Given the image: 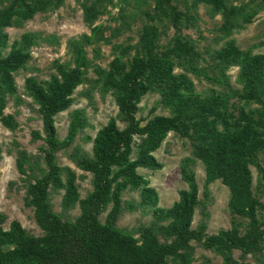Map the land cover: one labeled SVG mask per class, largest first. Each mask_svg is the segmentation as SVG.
<instances>
[{
  "label": "trees",
  "instance_id": "trees-1",
  "mask_svg": "<svg viewBox=\"0 0 264 264\" xmlns=\"http://www.w3.org/2000/svg\"><path fill=\"white\" fill-rule=\"evenodd\" d=\"M64 1L0 0V121L9 129L16 126V121L4 113V108L9 97L20 102L15 74L30 60V48L37 44V36L24 32L8 44L4 29L20 26L39 11L57 9ZM151 1L153 13L143 11L151 21L143 24L136 43L115 46L116 54L107 67H94L95 82L101 93L112 97L117 118L124 127L118 126L116 118H109L93 138L88 137L92 142L91 155L77 151L71 154L78 168L91 173L92 189L83 198L76 185V173L59 165L56 153L72 144L87 119L81 110H75L66 135L59 139L55 116L72 105L74 90L84 82L90 66L85 45L107 41L102 27L93 25V21L102 12L99 5L112 0H78L90 34L68 41L71 60L54 61L47 79H24V92L37 105L42 124V134L32 132L33 139L42 140V156L20 151L15 163L24 175V205L32 209L42 234H29L17 220L4 229L6 217L0 212V264H190L195 251L192 240L220 255L223 264H252L234 258V250H240L242 255L263 252L264 221L258 214L263 204L253 190L250 165L264 182V169L257 158L258 153L264 156V53L241 50L234 39H229L211 54L220 73L231 66L238 67L240 89L236 97L244 103H255L256 107L232 106L224 92L211 90L201 94L185 72L174 73L176 65L195 70L200 58L191 40L180 31L181 14L171 0ZM254 1L233 5L227 0H193V4L204 3L213 14L222 16L220 31L221 38H225L234 28L241 27L238 21L251 22L257 14L254 5L264 3ZM155 17L169 19L176 30L173 40L162 49L157 43L159 30L152 22ZM151 90L159 92L160 104L171 113L152 116L141 124L136 117L138 103ZM169 132L191 140L192 153L204 168L205 198L209 197L208 185L215 180L228 188V210L239 219L232 221L231 227L210 235L205 233L203 222L192 228L194 210L201 199L195 173L186 163L179 170L187 187L179 190L178 200L170 207H156L158 193L137 169L162 168L153 152ZM134 146L135 155L131 157ZM126 189L138 190L140 199L123 203ZM50 190L63 191L60 212L53 210ZM76 206L79 214L71 217L69 211ZM138 207L153 208L152 221L136 229H119V216ZM103 212L101 222L99 216Z\"/></svg>",
  "mask_w": 264,
  "mask_h": 264
},
{
  "label": "rangeland",
  "instance_id": "rangeland-1",
  "mask_svg": "<svg viewBox=\"0 0 264 264\" xmlns=\"http://www.w3.org/2000/svg\"><path fill=\"white\" fill-rule=\"evenodd\" d=\"M245 0H227V3L240 5ZM258 0H255L256 3ZM252 3L251 5H254ZM171 5L179 12V27L183 35L191 40L200 58L195 62V70L184 69L181 65L174 67V73L185 72L194 82L197 92L209 93L211 90L227 94L232 106H245L252 109L255 103H244L236 96L240 85L237 82L238 67L231 66L220 73L211 59L213 51L219 49L223 42L229 39L235 40V45L241 50L264 53V3L254 5L257 14L251 22L234 28L230 35L221 38L220 27L223 18L220 14H213L208 5L204 3L193 4V0H171ZM1 7V5H0ZM153 2L151 0H112L111 3H102V10L93 21V25H100L106 42L98 41L95 44L85 45L86 57L90 66L86 72L84 82L73 92L74 101L65 111L55 116V127L59 139H63L67 133V127L72 113L81 110L87 119V125L81 129L72 144L66 149L56 153L57 162L61 166H68L77 175L76 185L80 197L83 198L91 191V173L82 171L76 166L71 154L86 153L91 155V139L98 129L103 127L109 118H116L120 128L124 123L117 118V108L109 93L100 91L97 75L94 67L99 65L106 68L108 63L116 54L117 45H134L139 38L140 30L144 23L149 20L143 13L148 10L153 13ZM159 30L160 49L169 45L175 36V28L169 19L155 17L152 20ZM151 22V23H152ZM8 35V44L19 39L22 33L29 32L37 36V44L30 48L31 58L26 66L15 74L17 96L20 102L16 103L14 98L7 99L5 114H11L16 126L13 129L5 127L0 121V212L6 217L3 223L7 229L12 220H17L29 233L35 236L42 234L35 223L33 211L24 205L25 181L24 175L16 168V157L18 152L25 151L28 155L42 156L40 146L41 139H33L32 132L38 131L42 134V124L37 105L24 92L23 83L27 76H34L37 80H44L53 72V62H69L71 54L68 49V41L78 39L82 34H90V26L85 21L83 9L78 0H65L63 5L57 9L37 12L33 18L23 22L20 26H12L4 29ZM95 49L98 52H95ZM9 47L4 50L6 53ZM133 49L129 51L132 55ZM168 108L159 102V92L151 90L142 96L138 103L136 117L144 124L155 115H170ZM138 142V138H135ZM77 148V150H75ZM192 142L188 137L180 136L175 132H169L161 146L153 152L155 159L162 164L160 170L138 168V173L149 180L159 196L158 208L166 209L178 200V192L186 188V183L180 177V165L186 163L195 173L199 188L201 203L195 207L192 219V228H197L203 222L206 224L205 233L214 234L220 229L232 226V221L239 220L233 217L227 207L230 193L228 188L220 180H215L208 185L209 197L203 194L205 173L203 164L194 157L192 153ZM134 157L136 146L132 147ZM260 165L264 169V156L257 154ZM41 163V161H40ZM252 173V187L263 207L258 211L259 217L264 221V182L260 179L255 167L250 165ZM61 191L50 190V199L53 210L60 212ZM123 203L127 201L137 202L138 190H124L122 193ZM108 209V207H107ZM152 210L150 207H138L132 211L125 210L117 220V227L121 230L136 229L139 225L148 224L152 221ZM71 217L79 214L76 206L69 211ZM105 212L99 219L103 222ZM162 241V239H161ZM195 247L190 264H223L220 255L206 250L195 240L191 241ZM234 258L249 261L252 264H264V250L261 254L242 255L240 250L233 251Z\"/></svg>",
  "mask_w": 264,
  "mask_h": 264
}]
</instances>
